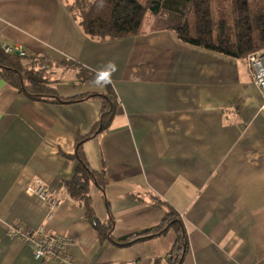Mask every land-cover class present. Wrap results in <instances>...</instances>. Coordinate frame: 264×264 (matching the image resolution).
<instances>
[{"label": "crops", "instance_id": "crops-1", "mask_svg": "<svg viewBox=\"0 0 264 264\" xmlns=\"http://www.w3.org/2000/svg\"><path fill=\"white\" fill-rule=\"evenodd\" d=\"M73 3L0 0V43L95 74L117 67L107 86L68 67L52 70L61 98L98 95L72 105L31 101L0 77V264H39L9 234L14 224L71 239L69 264H172L175 228L124 242L170 211L187 236L181 264H264V110L246 59L182 42L172 30L180 18L165 13L148 14L136 37L95 41L79 28ZM109 87L114 116L82 145L104 183L90 184L93 211L104 225L114 221L102 237L66 182ZM36 181L59 192L53 212L26 193Z\"/></svg>", "mask_w": 264, "mask_h": 264}, {"label": "trees", "instance_id": "trees-1", "mask_svg": "<svg viewBox=\"0 0 264 264\" xmlns=\"http://www.w3.org/2000/svg\"><path fill=\"white\" fill-rule=\"evenodd\" d=\"M72 10L76 13L79 28L95 41L136 37L141 33L148 14L165 13L180 18L179 24L172 30L178 39L191 46L238 60H245L251 53L264 50V0H75ZM61 66L74 70L82 79L93 81L97 76L70 59L55 62L26 52L20 55H16L15 50L6 53L0 43V77L31 101L72 105L98 97L88 94L61 98L51 77L52 70ZM101 97L103 109L100 122L89 138L79 141L74 154L78 163L75 176L66 182V188L72 198L85 205L88 221L104 237L110 235L114 221L110 217L108 225L102 224L93 211L89 196L92 181L103 190V178L90 169L82 153L83 143L107 129L114 116L115 96L112 89L109 87L107 94ZM171 228L176 229L178 238L170 260L172 264H181L187 251V236L179 215L174 211L166 214L160 226L124 242L132 244L137 240L159 237Z\"/></svg>", "mask_w": 264, "mask_h": 264}, {"label": "built area", "instance_id": "built-area-1", "mask_svg": "<svg viewBox=\"0 0 264 264\" xmlns=\"http://www.w3.org/2000/svg\"><path fill=\"white\" fill-rule=\"evenodd\" d=\"M3 46L6 53L13 52V49L7 44H3ZM20 53L23 54L21 51ZM246 62L252 83L262 96V109L264 110V50L251 53L246 58ZM26 193L47 203L51 210L61 204L59 192L48 188L40 181L30 184L26 188ZM8 231L13 238L19 239L32 250L34 258L39 264H69L71 262L68 247L73 241L63 235L50 234L43 229L28 230L20 224L10 226Z\"/></svg>", "mask_w": 264, "mask_h": 264}, {"label": "clouds", "instance_id": "clouds-1", "mask_svg": "<svg viewBox=\"0 0 264 264\" xmlns=\"http://www.w3.org/2000/svg\"><path fill=\"white\" fill-rule=\"evenodd\" d=\"M117 71V67L113 62H109L105 66V70L100 71L96 78L92 81L95 86H107L112 83L111 76Z\"/></svg>", "mask_w": 264, "mask_h": 264}, {"label": "rangeland", "instance_id": "rangeland-1", "mask_svg": "<svg viewBox=\"0 0 264 264\" xmlns=\"http://www.w3.org/2000/svg\"><path fill=\"white\" fill-rule=\"evenodd\" d=\"M75 1V0H74ZM26 51H24V52H22L23 54L25 53ZM27 53V52H26ZM27 64V63H26ZM25 64V65H26ZM27 67V66H26ZM30 67V66H29ZM114 101V100H113ZM31 196V195H30ZM35 197V196H34ZM37 199H39L38 197H36ZM40 200V199H39ZM41 201V200H40ZM42 203H44V204H47V203H45L44 201H41ZM51 210V209H50ZM55 210V209H54ZM54 210H51V212H53ZM14 225H16V224H14Z\"/></svg>", "mask_w": 264, "mask_h": 264}, {"label": "water", "instance_id": "water-1", "mask_svg": "<svg viewBox=\"0 0 264 264\" xmlns=\"http://www.w3.org/2000/svg\"><path fill=\"white\" fill-rule=\"evenodd\" d=\"M21 53L19 51H16V55H20Z\"/></svg>", "mask_w": 264, "mask_h": 264}]
</instances>
